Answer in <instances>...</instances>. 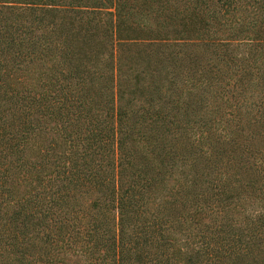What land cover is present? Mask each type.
Returning a JSON list of instances; mask_svg holds the SVG:
<instances>
[{"label":"trees","instance_id":"obj_1","mask_svg":"<svg viewBox=\"0 0 264 264\" xmlns=\"http://www.w3.org/2000/svg\"><path fill=\"white\" fill-rule=\"evenodd\" d=\"M0 264H264V0H0Z\"/></svg>","mask_w":264,"mask_h":264}]
</instances>
